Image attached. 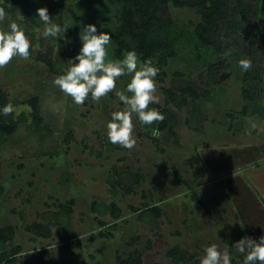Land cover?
Instances as JSON below:
<instances>
[{
	"label": "rangeland",
	"instance_id": "1",
	"mask_svg": "<svg viewBox=\"0 0 264 264\" xmlns=\"http://www.w3.org/2000/svg\"><path fill=\"white\" fill-rule=\"evenodd\" d=\"M50 1L55 2L57 7L51 8ZM38 4L39 8L48 9L54 23L67 28L64 34L56 38H43L40 35L43 23L38 15L23 5L0 21V30L5 31L10 23L19 24L32 44L29 60L16 56L6 67L0 68V88L7 93L11 103L23 107L24 110L17 117L21 119L20 123H25L23 120L31 116V106L27 100L36 95L43 98V117L53 128L48 121L53 114L59 125L55 131L60 132L58 146L51 152L46 149L43 152L45 155H34L25 160L20 156L22 151L16 149L12 155L14 157L10 158V148L15 149L13 144L5 146L0 154V225L16 226L14 243L22 246L16 264H117V253L127 256L135 248L143 252L146 264L155 261L172 264L166 252L174 245L192 252L200 251L201 257L204 248L213 243L221 251L227 249L230 253L219 231L236 242V235L243 227L237 213L219 197L215 186L199 188L196 179L191 176L196 172L192 161L197 158V145L200 144L197 139L199 103L189 100L181 109L173 104L166 105L162 88L179 90L173 81V73L177 70L199 85H203L210 75L214 99L204 100L203 108L211 107L213 113H223L230 106L232 112H240L245 102L241 94L245 71L238 62L247 57L237 53L234 48L221 55L198 43L192 47L184 43L179 46L177 57L171 58L167 66L160 68L155 59L152 65L159 68L155 78L159 105L169 108L176 121L168 128L159 130L157 125L146 127L134 118L137 143L129 151L110 143L107 137L106 125L111 120V113L124 107L115 91L99 102L89 96L84 105L78 106L54 85L53 80L58 74L53 73L44 61L36 59L51 55L58 66L66 71L68 60L75 57L82 47L80 33L88 24H94L98 33L111 34L112 41L106 46L107 59H123L114 55V35L118 24L116 9L107 0H38ZM260 4L264 11V0ZM164 14L172 16L181 25H187L190 30L200 20L196 9L179 8L171 3L164 7ZM259 24L264 32V16L259 18ZM220 57L227 58L230 63L221 68L216 78L215 73L210 72L209 65ZM139 63H143L140 58ZM218 68L220 65L215 67ZM130 79L127 75L120 77L116 91L131 95L126 92ZM194 105L198 110L196 120L193 117ZM206 113L207 116L211 115L208 110L204 111ZM257 118L260 120V116ZM71 129H74L75 139L67 146L61 141ZM2 160L4 162L1 164ZM113 164H117L123 181L134 188L128 195H122L121 191L119 193L117 203L122 210V218L118 220L117 228L105 227L100 223V220L109 223L113 220L108 209L112 198L106 182ZM138 170L146 175L139 182L135 179ZM193 191L204 198L210 213L191 198ZM70 198L75 199V204L68 227H52V235L48 238H34L25 229V225L39 220L38 212L57 210V202ZM93 202L97 203V211L92 209ZM146 203H159L163 215L154 219L145 213L140 219L138 215L142 210L134 211L133 208H142ZM100 232H111V235ZM135 235L139 239L130 244ZM68 238L76 245L67 247ZM149 240L150 248L147 247ZM10 246L0 245V251Z\"/></svg>",
	"mask_w": 264,
	"mask_h": 264
},
{
	"label": "trees",
	"instance_id": "2",
	"mask_svg": "<svg viewBox=\"0 0 264 264\" xmlns=\"http://www.w3.org/2000/svg\"><path fill=\"white\" fill-rule=\"evenodd\" d=\"M117 11V27L114 35L115 50L114 55L117 58H123L131 50H135L142 62L156 59L160 68L168 65L171 58L177 57L179 46L187 43L194 46L196 43L215 52L224 55L230 49H235L237 53L244 54L247 59L252 61V67L243 75L242 97L247 101L241 109L245 115H258L264 117V103L262 100L263 77H264V32L259 24V18L264 16L261 8V0H107ZM171 3L175 7H191L196 9L200 15V20L194 25L192 30L185 24H179L172 16L164 14V7ZM23 5L37 15L39 8L38 0H5L0 1V6L5 8L7 14H13L18 6ZM51 8L57 7L53 1L49 2ZM44 61L49 69L58 75L64 74L65 71L58 66L52 56L36 57ZM227 58L220 57L215 63L209 65L210 72L219 76L222 67L229 65ZM217 65L220 68L215 69ZM164 73V72H163ZM211 76L208 80L199 85L192 80L184 77V72L177 70L173 73V81L179 87V90L172 87H163L165 95V104H173L178 109L187 105L189 100L196 102L199 99L211 100ZM7 93L0 88V109L9 103ZM31 106L30 119H24L23 122L29 124L30 129L39 135L46 137L51 132L50 127L46 126V121L41 111V99L39 96H32L27 100ZM158 109L164 116L163 122L155 123L157 129L164 130L170 124H174L176 117L172 115L167 107L159 104L152 106ZM193 117L196 120L198 110L194 105ZM21 119L12 116H0V142L13 135L18 131ZM74 129H71L62 138L61 143L70 145L74 140ZM106 157V156H105ZM259 164V163H258ZM257 164V165H258ZM22 166V165H20ZM112 173H110L106 182L108 192L111 194V202L108 209L113 220L109 223L100 220L102 226L117 228L118 220L122 218L121 208L117 203L120 191L122 195H128L134 191L131 184L123 181V175L118 170L117 164H113ZM117 175V176H116ZM146 175L143 171L136 172L135 179L137 182L144 180ZM191 198L198 201L210 213L207 204L203 198L196 192L191 193ZM162 201V200H161ZM48 204V203H47ZM75 199L70 198L64 202H57V210H44L38 212L39 220H35L25 225V229L34 235L33 237L48 238L52 235V227L64 226L73 212ZM92 209L97 211V203H92ZM134 211L142 212L138 215L141 219L145 213L150 214L154 219L163 215L162 207L157 204H144L142 208H133ZM103 234L104 232H100ZM111 235V232L104 233ZM220 236L229 246L232 262L231 264H243L244 256L234 249L235 243L243 237H251L257 241L259 239L255 233L249 229H240L236 235L235 242L223 231H219ZM16 236V226L12 224L0 225V245L10 244V247L0 251V264H16L18 255L22 252V246L14 243ZM133 241L139 239L138 235L132 236ZM147 247H151L150 240ZM76 245L71 238H68L66 246ZM172 260V264H199L201 258L200 251L185 250L179 245H174L166 252ZM117 264H146L143 258V252L135 248L127 256L120 253L116 255ZM152 264H164L155 261Z\"/></svg>",
	"mask_w": 264,
	"mask_h": 264
},
{
	"label": "clouds",
	"instance_id": "3",
	"mask_svg": "<svg viewBox=\"0 0 264 264\" xmlns=\"http://www.w3.org/2000/svg\"><path fill=\"white\" fill-rule=\"evenodd\" d=\"M37 15L44 28L40 35L47 39L59 37L67 28H62L54 23L46 7H40ZM7 17L5 8L0 6V21ZM39 31V29H37ZM82 47L79 53L68 60L64 74L54 78L53 83L73 102L84 105L91 96L95 102L107 97L115 91L124 105L122 110L111 113V120L107 123V137L110 143L119 145L131 151L137 143L135 137L134 118L141 125L151 126L163 122L165 116L152 104H159L156 77L159 68L152 65L151 60L139 63V57L135 50L128 51L123 59L108 60L106 46L112 41L108 32H97L94 24H88L80 33ZM32 44L25 30L16 22L10 23L8 30H0V68L6 67L14 57L19 56L25 61L30 59ZM58 44L57 49L58 51ZM239 67L245 72L252 67L250 58L241 59ZM130 76V82L125 91H116L117 81L122 76ZM23 107L9 102L0 109V116L21 115ZM234 249L244 256L243 264H264V235L259 241L251 237H243L235 243ZM232 257L227 249L221 251L215 243L204 248V255L199 264H231Z\"/></svg>",
	"mask_w": 264,
	"mask_h": 264
},
{
	"label": "crops",
	"instance_id": "4",
	"mask_svg": "<svg viewBox=\"0 0 264 264\" xmlns=\"http://www.w3.org/2000/svg\"><path fill=\"white\" fill-rule=\"evenodd\" d=\"M213 99L214 96L209 101ZM204 100H197L200 112L197 139L200 144L197 145V158L192 161L196 172L189 175L196 179L199 188L215 186L219 197L237 213L242 226L251 229L259 239L264 235V119H256L258 115L242 114L243 106L239 109L240 112L234 113L231 111L232 107L228 106L223 113H213L211 107L203 108ZM262 100L264 103V77ZM42 103L43 98L41 107ZM246 103L247 101L244 102ZM206 110L211 115L204 114ZM50 119L48 121L54 127L45 123L53 129L48 137L33 132L28 123H20L18 131L0 143V154L8 144L15 146V149L9 147L8 157H14L12 155L18 149L22 151L20 156L25 160L34 155H45L43 152L46 149L48 152L55 149L60 138V132L55 131V128L59 125L53 114ZM212 126L216 128H211ZM3 162L2 160L1 164ZM20 167L22 169L23 165Z\"/></svg>",
	"mask_w": 264,
	"mask_h": 264
}]
</instances>
